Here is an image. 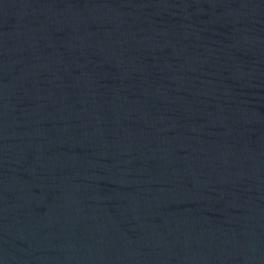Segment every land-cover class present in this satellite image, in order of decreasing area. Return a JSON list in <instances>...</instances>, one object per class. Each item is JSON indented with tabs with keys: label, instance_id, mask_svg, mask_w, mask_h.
<instances>
[{
	"label": "water",
	"instance_id": "95a60500",
	"mask_svg": "<svg viewBox=\"0 0 264 264\" xmlns=\"http://www.w3.org/2000/svg\"><path fill=\"white\" fill-rule=\"evenodd\" d=\"M0 264H264V0H0Z\"/></svg>",
	"mask_w": 264,
	"mask_h": 264
}]
</instances>
